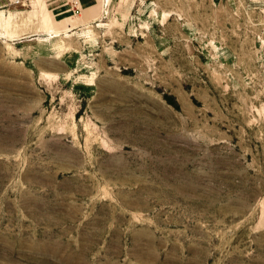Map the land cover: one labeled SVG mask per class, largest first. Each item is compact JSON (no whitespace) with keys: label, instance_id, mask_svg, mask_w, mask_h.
<instances>
[{"label":"rangeland","instance_id":"374dc122","mask_svg":"<svg viewBox=\"0 0 264 264\" xmlns=\"http://www.w3.org/2000/svg\"><path fill=\"white\" fill-rule=\"evenodd\" d=\"M74 5L0 0V264H264V0Z\"/></svg>","mask_w":264,"mask_h":264},{"label":"bare ground","instance_id":"6f19581e","mask_svg":"<svg viewBox=\"0 0 264 264\" xmlns=\"http://www.w3.org/2000/svg\"><path fill=\"white\" fill-rule=\"evenodd\" d=\"M69 12H71V11L69 10ZM41 20H42L45 28H47V27L49 28L48 29V32H49L48 35H51L52 38L57 37L59 35L60 28L57 25L56 26L52 25L53 16L51 14H48L46 16H42ZM77 24L78 23L74 22L70 28L75 27ZM13 25H14L13 24V17L12 16L7 17V16H5V14L3 12H1L0 13V38L1 39H3L4 41H10V40H16L18 38L17 32L20 30H23L24 28L22 27L19 30L18 29L19 27H18L15 29L13 27ZM26 30H27V27H26ZM26 30L24 29L23 32ZM27 31H26V33H28ZM26 33H25V35H26ZM23 35H24V33H23Z\"/></svg>","mask_w":264,"mask_h":264},{"label":"crops","instance_id":"0c3cea01","mask_svg":"<svg viewBox=\"0 0 264 264\" xmlns=\"http://www.w3.org/2000/svg\"><path fill=\"white\" fill-rule=\"evenodd\" d=\"M70 2H72V0H70ZM74 3H75V5L73 6L74 8H72V10L67 9V11L70 10L73 13V11L75 12L76 10L79 9L80 10L79 13L83 15L84 20L92 21L95 19V18H93L94 11H95L94 9H96V7L98 6L99 0H74ZM67 24H68L69 28L72 25L71 23H67ZM75 27H73V29ZM70 29H72V28H70Z\"/></svg>","mask_w":264,"mask_h":264},{"label":"built area","instance_id":"2783aa9c","mask_svg":"<svg viewBox=\"0 0 264 264\" xmlns=\"http://www.w3.org/2000/svg\"><path fill=\"white\" fill-rule=\"evenodd\" d=\"M77 12H80V10H79V9H78V10H76V13H77Z\"/></svg>","mask_w":264,"mask_h":264}]
</instances>
